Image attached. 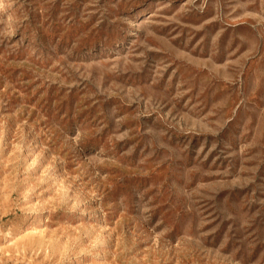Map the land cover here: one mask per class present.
<instances>
[{"label": "rangeland", "instance_id": "1", "mask_svg": "<svg viewBox=\"0 0 264 264\" xmlns=\"http://www.w3.org/2000/svg\"><path fill=\"white\" fill-rule=\"evenodd\" d=\"M0 264H264V0H0Z\"/></svg>", "mask_w": 264, "mask_h": 264}]
</instances>
